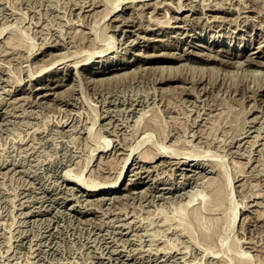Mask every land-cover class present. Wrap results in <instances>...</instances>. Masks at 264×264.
<instances>
[{
	"label": "rangeland",
	"instance_id": "obj_1",
	"mask_svg": "<svg viewBox=\"0 0 264 264\" xmlns=\"http://www.w3.org/2000/svg\"><path fill=\"white\" fill-rule=\"evenodd\" d=\"M96 1L99 3L95 0H0V31L4 30L0 32V264H220V262L221 264H238L235 261H238L243 250V253L248 251L245 254L248 258L252 257L255 262L253 264H257L259 259L261 261L259 260L258 264H264V203H261L264 198V194L263 196L261 194L264 191L261 189H264L262 184L264 183V73L262 72L264 69L262 63L264 62V0H186V3L185 0H180L179 4V0H173L175 2L121 0L122 5L120 3L119 9L115 12L121 14L120 18L125 23H122L123 25L120 21H113L112 15L115 12H109L112 10V5L120 0ZM163 1L167 4L164 5ZM133 2L136 4H130ZM220 2L222 3L219 4ZM161 3L162 6H159ZM131 5L135 7L137 5L136 8L132 6L135 11L137 10V15ZM182 5L184 7H181ZM164 7L168 9V13L165 12ZM176 8L178 11L174 10ZM250 8L253 11L249 10ZM242 9L243 12H240ZM106 11L108 14L103 19ZM149 11L152 12H150L151 16H148ZM144 16L150 17L149 21L152 17L155 20L152 19L149 22ZM246 17L249 22L246 21ZM252 17H255L254 20ZM169 18L173 20L169 22ZM166 20L170 24L169 27ZM138 23L140 26H136ZM125 29L126 31H123ZM136 32L143 36L139 37ZM250 33H253V36ZM82 34L88 37L85 38L87 41H84ZM111 34L117 38L116 41ZM257 35L259 39H256ZM91 37L92 40L89 39ZM8 38L11 39L10 44L7 42L9 47L5 44ZM109 38L115 41L111 42V45L113 44L111 48L114 46L113 50H107L105 54L104 51L100 52L104 54L100 56L97 52L110 45ZM130 41L132 43H129ZM12 42L19 44L14 46ZM214 42L219 45H215ZM256 44L263 45L262 49ZM97 45H101L102 48ZM5 48H8L9 53L4 52ZM216 48L218 50L229 48V50L223 52ZM91 52L97 55L92 54V56ZM136 52H140L139 55L135 54ZM207 52L212 56L213 54L219 56L216 58L215 55L212 57L210 54L212 57L210 58L206 55ZM62 53L66 54L65 57ZM60 54L66 58L65 61L62 56V62H60L61 58L58 61ZM87 55L92 58L89 59ZM80 56H86V58L81 59ZM225 56L231 59V62L227 59L226 61ZM51 57L53 58L50 60ZM77 57L87 65H83L78 60L79 66H77L75 61ZM117 57L119 60L116 62L120 61V57H127L129 61L125 67L127 69L117 70V76L112 75L114 72L116 74V71L104 74L93 73V69ZM241 59L250 61L245 60L243 63ZM54 62L57 64L52 65L55 64ZM183 62L184 65H180ZM63 63L65 66L62 65ZM170 65L174 68L171 69ZM234 65L237 67L235 68ZM50 66L52 69L48 68ZM162 66L163 68H160ZM42 67L46 69L43 68L42 71ZM212 67H216L214 71ZM244 67L247 71L250 67V72H247ZM256 70L257 73H255ZM37 71L40 73L36 74ZM121 72L123 74L118 76ZM177 72L186 78L182 79ZM99 77L103 79L99 80ZM187 80L188 82H185ZM52 82L59 83L60 88L57 86L55 92L47 90L45 92L54 94L41 96L38 87L50 85ZM185 88L187 91L184 90ZM146 123L154 125L149 124L153 126H150V129ZM141 126L144 129L148 127L149 131L147 129V131L144 129L141 131ZM154 127L157 128L156 132ZM144 131L148 132L147 136H151L140 147L139 143L146 137ZM114 132L119 141H113L116 138ZM121 132L123 135L120 134ZM135 132H140V136L143 134L145 137H139V133ZM136 135L139 140L135 137ZM107 141L108 146H105L104 142ZM115 143H117L116 146L118 145V150L114 149ZM125 144L127 147L123 146ZM136 146L138 150L134 149ZM147 146L155 153H152V157L148 158L149 161L142 165L144 170L141 167L142 183L139 187H130L128 178L135 176L130 174L133 172H129L126 182L122 184L125 189L117 188L107 193L95 190L96 186L100 187L108 182V179L114 181L113 179L118 177L115 174L120 172L119 168L122 169L128 153L134 149L132 156L136 155L141 149H149ZM108 150L112 155H109ZM157 150L162 151V155ZM122 151L128 153L124 154ZM119 155H123L122 158ZM101 157L102 161L97 162V159ZM172 160H175V168ZM178 160L186 163L181 164ZM158 162L164 163V166L161 163L162 166L158 165ZM128 163L129 161L127 165ZM144 167H147L146 170ZM223 170L227 173L226 179L224 178L226 175L223 176ZM200 172L204 173V177ZM198 174L202 175L203 180L206 178L215 180L217 177L220 178L216 181L230 179L231 200L228 198V203L224 201L221 205L218 204L219 207L214 206L219 211L213 207L217 211L212 210L215 211L212 212L213 219H210L212 213H206L209 211L202 206L198 208V212L192 210L207 196V193L204 196L197 194L206 184V181H203L202 186L200 185L202 179L200 180ZM219 174H222L223 179ZM104 177H107L105 182ZM194 177L199 178L200 181ZM92 179H95L94 183L91 182ZM177 181L180 183L178 184ZM90 182L92 186H89ZM96 182L98 185H95ZM93 187L96 188L93 189ZM196 189L199 190L196 191ZM191 191H196L195 195H192L194 193ZM252 193L255 195L252 196ZM187 201L189 203L185 204ZM249 201H254V205ZM234 204L237 207L242 205V208L245 206L243 209L238 207L233 224L230 226L227 216L230 207ZM185 205V213L189 215L193 233L191 230V232L184 230L180 225L183 222L180 210ZM257 205H260L259 208ZM260 208V214L263 213V217L259 215ZM215 216L216 219H214ZM254 217L259 219L256 220ZM216 220H220L219 223ZM213 222L221 225L216 224L217 227ZM176 223L181 228H177ZM212 225L219 231L215 233L214 231L218 229L213 230ZM208 229L215 234L213 236L212 233L213 239L210 237L211 241L207 242L205 236ZM181 232H183L182 235ZM212 240L215 244L211 243ZM248 241L251 243L249 244ZM258 241L263 244L258 245ZM206 242L210 245L208 249L209 245ZM220 242H225L222 248H220ZM251 245L256 246L251 247ZM161 246L169 247L163 249ZM232 248H238L241 254L236 249V253H239L237 255ZM170 250L171 252L168 253ZM257 251L262 252L261 256ZM254 252L257 253V257ZM248 254L252 256L249 257ZM221 260L224 262L222 263ZM230 261L232 262L228 263Z\"/></svg>",
	"mask_w": 264,
	"mask_h": 264
},
{
	"label": "bare ground",
	"instance_id": "obj_2",
	"mask_svg": "<svg viewBox=\"0 0 264 264\" xmlns=\"http://www.w3.org/2000/svg\"><path fill=\"white\" fill-rule=\"evenodd\" d=\"M93 1H94V0H93ZM117 1H118V0H117ZM126 1H127V0H126ZM136 1H137V0H136ZM171 1H173V0H170V2H171ZM176 1H177V0H176ZM208 1H209V0H208ZM208 1H207V2H208ZM95 2H98V1L95 0ZM127 2H129V0H128ZM131 2H132V1H131ZM142 2H144V1H142ZM146 2H147V1H146ZM146 2H145V3H146ZM148 2H149V1H148ZM156 2H157V1H155V3H156ZM159 2H160V1H159ZM163 2H164V5H165V3H166V2H169V0L166 1V2H165V1H163ZM173 2H175V1H173ZM188 2H189V1H188ZM192 2H193V1H192ZM207 2H206V3H207ZM218 2H219V1H218ZM98 3H99V2H98ZM100 3H101V1H100ZM120 3H121V0L118 1L115 5H112V6H113V7H112V10H110V11L108 10V11H109V12H115L117 9H119L118 6H120V5H119ZM122 3H123V1H122ZM122 3H121V5H122ZM140 3H141V2H140ZM152 3H154V2H152ZM179 3H180V0H179L178 4H179ZM185 3H186V0H185ZM193 3H194V2H193ZM193 3H192V5H193ZM221 3H222V2H220L219 4H221ZM227 3H229V2H227ZM231 3H232V2H231ZM233 3H234V2H233ZM90 4H91V3H90ZM93 4H94V3H93ZM93 4H92V6H93ZM130 4H136V3L133 2V3H130ZM130 4H128V5L130 6ZM141 4H142V3H141ZM141 4H140V5H141ZM146 4L149 5L148 3H146ZM146 4H145V5H146ZM166 4H167V3H166ZM171 4L174 5L173 3H171ZM171 4H170V5H171ZM198 4H199V3H198ZM201 4H202V3H201ZM207 4H208V3H207ZM207 4H206V6H207ZM214 4H215V3H214ZM214 4H213V5H214ZM95 5H98V4L95 3ZM95 5H94V6H95ZM140 5H138V7H139ZM164 5H163V6H164ZM168 5H169V4H168ZM186 5H187V4H186ZM186 5H185V6H186ZM190 5H191V4H190ZM216 5H217V7H219L218 4H216ZM216 5H215V6H216ZM245 5H246V4H245ZM132 6L135 7V5H131V7H132ZM152 6H153V5H152ZM159 6H162V3H161V5H159ZM174 6H175V5H174ZM196 6H197V5H196ZM202 6H203V4H202ZM221 6H222V5H221ZM225 6H226V5H225ZM227 6H228V5H227ZM229 6H231V5H229ZM233 6H234V4H233ZM243 6H244V5H243ZM246 6H247V5H246ZM248 6H249V5H248ZM90 7H91V6H90ZM123 7H124V6H123ZM125 7H126V5H125ZM136 7H137V5H136ZM136 7H135V8H136ZM145 7H147V6H145ZM153 7H154V6H153ZM181 7H184V6L182 5ZM190 7H191V6H190ZM193 7H195V6H193ZM199 7H201V6H199ZM212 7H214V6H212ZM212 7H211V8H212ZM217 7H216V9H217ZM222 7H223V6H222ZM231 7H232V6H231ZM132 8H133V7H132ZM158 8H159V7H158ZM168 8H169V7H168ZM171 8H172V6H171ZM171 8H169V9L171 10ZM178 8L180 9V6H178ZM208 8H210V7H208ZM233 8H234V7H233ZM236 8H237V5H236ZM236 8H235V10H237ZM241 8H244V7H241ZM251 8H252V7H251ZM251 8H250L249 10H252ZM120 9H121V8H120ZM139 9H140V7H139ZM141 9H143L142 6H141ZM152 9H153V8H152ZM155 9L157 10V8H155ZM164 9L166 10L165 7H164ZM164 9H163V10H164ZM176 9H177V8H176ZM176 9H174V10H175V11H178V9H177V10H176ZM185 9H186V7H185ZM214 9H215V8H213V10H214ZM229 9H231V8H229ZM87 10H88V9H87ZM92 10H93V9H92ZM94 10H95V9H94ZM121 10H122V9H121ZM129 10H130V9H129ZM133 10H134V8H133ZM144 10H145V9H144ZM167 10H168V9H167ZM167 10H166L165 12H167ZM172 10H173V9H172ZM180 10H181V9H180ZM186 10H187V9H186ZM188 10H189V9H188ZM202 10H203V7H202ZM223 10H224V9H223ZM238 10H239V9H238ZM246 10H247V9H246ZM246 10H245V12H246ZM108 11L105 12L106 14L104 13L105 16L102 17L103 19H105L104 17H106V15L108 14ZM134 11H135V10H134ZM136 11H137V10H136ZM136 11H135V12H136ZM151 11H153V10H151ZM151 11H149V15H148V16H151V15H150V12H151ZM159 11H160V10H159ZM161 11H162V10H161ZM161 11H160V12H161ZM203 11H204V10H203ZM220 11H221V10H220ZM233 11H234V10H233ZM241 11L243 12V9L240 10V12H241ZM252 11H253V10H252ZM122 12H123V11H122ZM127 12H128V11H127ZM127 12H126V13H127ZM130 12H131V11H130ZM147 12H148V10H147ZM162 12H163V11H162ZM168 12H169V11H168ZM168 12H167V13H168ZM206 12H207V11H206ZM234 12H235V11H234ZM254 12H255V10H254ZM141 13H143V12H141ZM145 13H146V12H145ZM151 13H152V12H151ZM157 13H158V12H157ZM189 13H190V11H189ZM192 13H193V12H192ZM201 13H202V11H201ZM203 13H204V12H203ZM218 13H219V12H218ZM228 13H229V12H228ZM235 13H236V12H235ZM238 13H239V12H238ZM238 13H237V14H238ZM256 13H258V12H256ZM109 14H110V13H109ZM111 14H112V13H111ZM132 14H133V13H132ZM135 14L137 15V12H136ZM185 14H187V13H185ZM208 14H209V13H208ZM214 14H216V13H214ZM221 14H222V13H221ZM237 14H236V15H237ZM239 14H240V13H239ZM259 14H260V13H259ZM259 14H258V15H259ZM120 15H121V14H120ZM120 15H119L118 13H116V12L113 13V15H112V16H113V17H112L113 21H120L121 24L124 23V21H122V19L120 18ZM125 15H126V14H125ZM128 15H130V14H128ZM139 15H141V14H139ZM173 15H174V14H173ZM173 15H172V16H173ZM189 15H190V14H189ZM200 15H201V14H200ZM211 15H212V14H211ZM216 15H217V14H216ZM246 15H247V14H246ZM248 15H249V14H248ZM248 15H247V16H248ZM122 16H124V15H122ZM152 16H153V15H152ZM154 16H156V15H154ZM174 16H175V15H174ZM197 16H198V13H197ZM197 16H196V17H197ZM201 16H202V15H201ZM203 16L205 17V14H204ZM217 16H218V15H217ZM223 16H224V14H223ZM223 16H222V17H223ZM225 16H226V14H225ZM227 16H228V15H227ZM243 16H245V14H243ZM249 16H250V15H249ZM255 16H257V15H255ZM127 17H128V16H126V18H127ZM133 17H134V16H133ZM141 17H142V16H141ZM144 17H145V16H144ZM168 17H169V15H168ZM176 17H177V16H176ZM184 17H186V16H184ZM189 17H190V16H189ZM204 17H203V18H204ZM206 17L208 18V16H206ZM210 17H211V16H210ZM219 17H220V16H219ZM234 17H235V19H236V16H234ZM238 17H239V16H238ZM108 18H109V17H108ZM135 18H136V17H135ZM145 18H147L148 21H149V19H150V17H147V16H146ZM148 18H149V19H148ZM172 18H173V17H172ZM172 18H171V19L169 18V19H170L169 22H171V21L173 20ZM178 18H179V17H178ZM178 18H177V19H178ZM180 18H181V17H180ZM199 18H200V17H199ZM212 18H213V20H214V17H212ZM229 18H230V16H229ZM231 18H232V17H231ZM240 18H241V17H240ZM252 18H253L252 20H254L255 17H252ZM261 18H262V17H261ZM124 19H125V18H124ZM129 19H130V17H129ZM131 19H132V18H131ZM139 19H140V18H139ZM143 19H144V18H143ZM152 19H153V17H152ZM152 19H151V20H152ZM169 19H167V20H169ZM208 19H210V18H208ZM215 19H217V18H215ZM221 19H222V18H221ZM237 19H238V18H237ZM245 19H246V21H248V20H247V17H246ZM256 19H257V18H256ZM256 19H255V21H256ZM126 20H128V19H126ZM151 20H150L149 22H151ZM153 20H155V19H153ZM167 20H166V22H167ZM183 20H184V19H183ZM217 20H218V19H217ZM217 20H216V21H217ZM224 20H225V19H224ZM226 20H227V19H226ZM232 20H233V19H232ZM133 21H135V20H133ZM177 21H179V20H177ZM218 21H220V19H219ZM222 21H223V20H222ZM222 21H221V22H222ZM258 21H259V20H258ZM261 21H262V19H261ZM107 22H108V21H107ZM110 22H111V21H110ZM142 22H143V21H142ZM145 22H147V21L145 20ZM179 22H180V21H179ZM181 22H182V21H181ZM226 22H228V21H226ZM229 22H230V24H232L231 21H229ZM248 22H249V21H248ZM256 22H257V21H256ZM112 23H113V22H112ZM129 23H130V22H129ZM132 23H133V22H132ZM167 23H168V22H167ZM219 23H220V22H219ZM233 23H234V22H233ZM244 23H245V22H244ZM246 23H247V22H246ZM259 23H260V22H259ZM109 24H110V23H108V25H109ZM119 24H120V23H119ZM124 24H125V23H124ZM130 24H131V23H130ZM144 24H145L146 26H148L146 23H144ZM148 24H149V23H148ZM156 24H157V23H156ZM168 24H169V23H168ZM186 24H188V23H186ZM262 24H263V23H262ZM262 24H261V25H262ZM108 25H107V26H108ZM111 25H112V24H111ZM114 25H115V24H114ZM117 25H118V24H117ZM122 25H123V24H122ZM152 25H153V24H152ZM263 25H264V24H263ZM263 25H262V27H263ZM134 26H135V24H134ZM136 26H140L139 23H138V25H136ZM167 26L169 27L170 24L167 25ZM174 26H177V25H174ZM110 27H111V26L109 25V28H110ZM115 27H116V26H115ZM122 27H123V26H122ZM122 27H121V28H122ZM163 27H164V25H163ZM180 27H181V25H180ZM185 27H186V25H185ZM124 28H125V27H124ZM128 28H129V27H128ZM128 28H127V29H128ZM135 28H136V27H135ZM142 28H144V27H142ZM148 28H149V27H148ZM151 28H152V27H151ZM151 28H150V29H151ZM153 28H154V27H153ZM155 28H156V27H155ZM158 28H159V27H158ZM258 28H259V27H258ZM113 29H114V28H113ZM119 29H120V27H119ZM145 29H146V27H145ZM174 29H175V28H174ZM185 29L187 30V27H186ZM262 29H263V28H262ZM116 30H117V29H116ZM134 30H135V29H134ZM139 30H140V29H139ZM147 30H148V29H147ZM186 30H185V32H186ZM244 30H245V29H244ZM1 31H4V30L2 29ZM1 31H0V32H1ZM117 31H118V30H117ZM119 31H120V30H119ZM123 31H126V29L123 30ZM175 31H176V30H175ZM183 31H184V30H183ZM187 31H188V30H187ZM132 32H133V31H132ZM1 33H2V32H1ZM117 33H118V32H117ZM123 33H124V32H123ZM125 33H126V32H125ZM136 33H137V32H136ZM144 33H145V32H144ZM156 33H157V32H156ZM156 33H155V34H156ZM186 33H187V32H186ZM87 34H88V33H87ZM130 34H131V33H130ZM137 34H138V33H137ZM137 34H135V35H137ZM145 34H146V33H145ZM155 34H154V35H155ZM158 34H159V32H158ZM179 34H181V33H179ZM183 34H185V33H183ZM187 34H188V33H187ZM245 34H246V33H245ZM247 34H248V33H247ZM250 34H251V33H250ZM252 34H253V33H252ZM252 34H251V35H252ZM85 35H86V34H85ZM88 35H89V34H88ZM88 35H87V36H88ZM111 35H112V34H111ZM111 35H110V36H111ZM124 35H125V34H124ZM135 35H134V36H135ZM141 35H142V34H141ZM141 35L138 34L139 37H140ZM152 35H153V34H152ZM188 35H189V34H188ZM188 35H187V36H188ZM220 35H221V34H220ZM259 35H260V34H259ZM82 36H83V34H82ZM90 36H91V35H90ZM112 36H114V35H112ZM112 36H111V37H112ZM130 36H131V35H130ZM142 36H143V35H142ZM144 36H145V35H144ZM163 36H164V35H163ZM165 36H167V35H165ZM221 36H222V35H221ZM236 36H237V35H236ZM240 36H241V35H240ZM240 36H239V37H240ZM252 36H253V35H252ZM257 36H258V35H257ZM263 36H264V34H263ZM83 37H84V38H83ZM83 37H81V38H83V39H85V38L87 39V38H88V37H86V36H83ZM114 37H115V36H114ZM114 37H112V38H114ZM119 37H120V36H119ZM122 37H123V36H122ZM127 37H128V36H127ZM145 37H146V36H145ZM180 37H181V39H183L181 35H180ZM183 37H184V36H183ZM228 37H229V35H228ZM237 37H238V36H237ZM241 37H242V36H241ZM241 37H240V38H241ZM9 38H10V37H9ZM9 38H8V39H9ZM115 38H116V37H115ZM146 38H148V37H146ZM151 38H152V37H151ZM154 38H155V36H154ZM157 38H158V37H157ZM188 38H189V37H188ZM242 38H243V37H242ZM252 38H253V37H252ZM86 39H85L84 41H87ZM89 39L92 40V37L89 38ZM89 39H88V40H89ZM109 39H110V38H109ZM118 39H119V38H118ZM124 39H125V38H124ZM132 39H133V37H132ZM134 39H135V37H134ZM136 39H138V38H136ZM142 39H143V38H142ZM142 39H141V40H142ZM159 39L162 40L161 38H159ZM189 39H190V38H189ZM189 39H188V41H189ZM197 39H198V38H197ZM201 39H202V38H201ZM229 39H230V38H229ZM243 39H244V38H243ZM243 39H241V40H243ZM248 39H249V38H248ZM250 39H251V36H250ZM250 39H249V40H250ZM256 39H259V36H258ZM260 39H261V38H260ZM6 40H7V39H6ZM10 40H11V39H9V40H7V41L5 42V44H7V47H9L8 43L10 44ZM116 40H117V38L115 39V41H116ZM121 40H122V39H121ZM146 40H147V39H146ZM148 40H149V39H148ZM151 40H152V39H151ZM157 40H158V39H157ZM190 40H191V39H190ZM241 40H240V41H241ZM251 40H252V39H251ZM251 40H250V41H251ZM262 40H263V38H262ZM14 41L16 42V40H14ZM14 41H13V42H14ZM53 41H54V40H53ZM57 41H58V40H57ZM84 41H83V42H84ZM112 41H113V40H112ZM112 41H111V39H110V45H107L106 48L104 47V48H103L104 50L101 49V50H102V51H101V50L99 49V47H98V49L100 50L99 52H97V50H96L97 48L94 49V50H95L98 54H99L100 52L103 53V51H104V54H105V52H106L107 50H108V51H109L110 49L113 50L112 48H113L114 46L111 48V46L113 45V44L111 45V42H112ZM115 41H113V42H115ZM119 41H120V40H119ZM119 41H118V42H119ZM124 41H125V40H124ZM135 41H136V40H135ZM162 41L164 42V40H162ZM196 41H197V40H196ZM218 41H219V40H218ZM7 42H8V43H7ZM13 42H12V43H13ZM55 42H56V41H55ZM107 42H108V41H107ZM113 42H112V43H113ZM133 42H134V41H133ZM136 42H137V41H136ZM139 42H140V41H139ZM154 42H155V41H154ZM163 42H162V43H163ZM181 42H182V41H181ZM192 42H193V41H192ZM260 42H261V41H260ZM17 43H18V42H17ZM17 43H16V44H17ZM56 43H57V42H56ZM59 43L61 44L62 42H59ZM122 43H123V41H122ZM129 43H132V42L130 41ZM137 43H138V42H137ZM148 43H149V42H148ZM159 43L161 44V42H159ZM190 43H191V42H190ZM214 43H215V42H214ZM230 43H231V42H230ZM242 43H243V42H242ZM253 43H254V42H253ZM258 43H259V42H258ZM13 44H14V46H16L15 43H13ZM18 44H19V43H18ZM50 44L52 45L53 43H50ZM107 44H108V43H107ZM120 44H121V42H120ZM134 44H136V43H134ZM146 44H147V43H146ZM150 44H151V43H150ZM152 44H153V42H152ZM156 44H157V43H156ZM192 44H193V43H192ZM192 44H191V45H192ZM203 44H204V43H203ZM228 44H229V43H228ZM231 44H232V43H231ZM261 44H262V42H261ZM261 44H260V45H261ZM263 44H264V43H263ZM126 45H127V43H126ZM130 45H132V44H130ZM137 45H138V44H137ZM140 45H141V44H140ZM147 45H148V44H147ZM187 45H189V44H187ZM193 45H194V44H193ZM196 45H197V44H196ZM198 45H199V44H198ZM208 45H209V44H208ZM215 45H219V44H218V43H215ZM256 45H258V44H256ZM5 46H6V45H5ZM53 46H54V45H53ZM86 46H87V45H86ZM97 46H101V45H97ZM97 46H96V47H97ZM120 46H121V45H120ZM128 46H129V45H128ZM149 46H150V45H149ZM205 46H206V45H204V47H205ZM237 46H238V45H237ZM239 46L241 47L240 44H239ZM239 46H238V47H239ZM258 46H259V45H258ZM261 46H263V45H261ZM261 46H259V47L261 48ZM12 47H13V45H12ZM57 47L59 48V46H57ZM83 47H84V46H83ZM93 47H95V45H94ZM124 47H126V46H124ZM129 47H131V46H129ZM129 47H128V49H129ZM143 47H144V46H143ZM154 47H155V46H154ZM201 47H202V44H201ZM206 47H207V46H206ZM216 47H217V46H216ZM249 47H251V46H249ZM259 47H258V49H259ZM10 48H11V47H10ZM13 48H14V47H13ZM101 48H102V46H101ZM122 48H123V47H122ZM139 48H140V47H139ZM198 48H199V46H198ZM208 48H209V47H208ZM210 48H211V47H210ZM218 48H219V47H218ZM218 48H216V49L218 50ZM243 48H244V47H243ZM255 48H257V47L255 46ZM7 49H8V48H7ZM7 49H6V48H5V50L3 49L4 52H6ZM46 49H47V48H46ZM120 49H121V48H120ZM120 49H119V50H120ZM135 49H136V48H135ZM186 49H187V48H186ZM212 49H215V48L212 47ZM212 49H211V50H212ZM240 49H241V48H240ZM248 49H249V48H248ZM261 49H262V48H261ZM49 50H50V49H49ZM52 50H53V49H52ZM83 50H84V49H83ZM94 50H93V51H94ZM124 50H125V49H124ZM208 50H209V49H208ZM219 50H221V51L224 52V51H226V50H229V48H227V49L220 48ZM219 50H218V51H219ZM249 50H250V49H249ZM95 51H94V52H95ZM190 51H191V50H190ZM190 51H188V53H189ZM255 51H256V50H255ZM7 52H8V51H7ZM68 52L71 53V51H68ZM125 52H126V51H125ZM210 52L212 53V51H210ZM251 52H253V50H251ZM251 52H250V53H251ZM8 53H9V52H8ZM102 53H100V56H101ZM106 53H107V52H106ZM110 53H111V52H110ZM133 53H134V52H133ZM137 53H138V52H136L135 54H137ZM139 53H140V52H139ZM139 53H138V55H139ZM186 53H187V52H186ZM191 53H192V52H191ZM204 53H205V52H204ZM204 53H203V54H204ZM211 53H210V54H211ZM217 53H218V52H217ZM232 53H234V52H232ZM242 53H243V52H242ZM256 53H257V52H256ZM5 54H6V53H5ZM62 54H63V53H62ZM62 54H60L59 59L57 58L58 61L60 60L61 56H62V58H63V55H64V54H63V55H62ZM88 54H89V53H88ZM92 54H94V53L91 52V55H92ZM104 54H102V55H104ZM184 54H185V53H184ZM189 54H190V53H189ZM199 54H200V53H199ZM210 54H208V52H207L206 55H209L208 57H210ZM246 54H247V53H246ZM65 55H66V54H65ZM65 55H64V57H65ZM71 55L73 56V53H72ZM71 55H70V56H71ZM94 55H97V54L95 53ZM174 55H175V54H174ZM174 55H172V57H175ZM178 55H180V54H178ZM194 55H196V54H194ZM197 55H198V54H197ZM201 55H202V54H201ZM214 55H215V54H213V56H214ZM222 55H223V53H222ZM225 55H226V54H225ZM233 55H234V54H233ZM240 55H241V54H239V56H240ZM6 56H7V55H6ZM57 56H59V55H57ZM67 56H68V53H67ZM67 56H66V57H67ZM92 56H93V55H92ZM92 56H91V58H92ZM122 56H123V55H122ZM167 56H168V55H167ZM176 56H177V54H176ZM189 56H190V55H189ZM211 56H212V54H211ZM213 56H212V57H213ZM218 56H219V55H218ZM218 56L215 55L214 57L217 58ZM236 56H237V55H236ZM53 57H54V56H53ZM53 57H51L50 60H51ZM75 57H76V56H75ZM80 57H81V56H80ZM82 57H84V56H82ZM82 57H81V59H82ZM87 57H88V55H87ZM94 57H95V56H94ZM105 57H106V56H105ZM107 57H108V56H107ZM115 57H116V56H115ZM118 57H119V56H118ZM118 57H117V59H116V58H114V59L112 58L113 60H112V61L110 60V62H107V63L101 64V66H100L99 68L96 67L95 70L93 69V73H96V74H104V73H109V72H114V71H116V74H115V72H114V74H112V75H116V76H117V72H118L117 70L123 69V68L127 67V65L129 64V61H127V60H128L127 57H126V58H125V57H122V58L120 57V61H119V62H116L117 60H119ZM169 57H171V56H169ZM178 57H179V56H178ZM200 57H201V56H200ZM202 57H203V56H202ZM202 57H201V58H202ZM206 57H207V56H206ZM212 57H210V58H212ZM229 57H230V55H229ZM253 57H254V56H252V58H253ZM62 58H61L60 62H62ZM84 58H86V56H85ZM88 58H89V57H88ZM88 58H87V59H88ZM91 58H89V59H91ZM132 58H133V57H132ZM145 58H146V57H145ZM180 58H182V57H180ZM197 58H198V57H197ZM204 58H205V57H204ZM204 58H203V59H204ZM230 58H231V57H230ZM235 58H236V57H235ZM238 58H239V57H238ZM238 58H237V59H238ZM242 58H243V57H242ZM246 58H249V56H246ZM252 58H251V59H252ZM55 59H56V58H55ZM64 59H66V58H63V60H64ZM81 59H78V57H77L76 60H75V59H73V60H75V61H76V64H77V61H78V60L81 61ZM89 59H88V60H89ZM134 59H135V58H134ZM164 59H165V58H164ZM175 59H177V58L175 57ZM178 59H179V58H178ZM189 59H190V57H189ZM214 59H215V58H214ZM218 59H219V58H218ZM221 59H223V58H221ZM224 59H225V60L227 59L226 56L224 57ZM69 60H70V59H69ZM88 60H87V61H88ZM100 60H101V59H100ZM104 60H108V59H104ZM137 60H138V59H137ZM183 60H184V59H183ZM204 60H205V59H204ZM209 60H210V59H209ZM216 60H217V59H216ZM216 60H215V61H216ZM225 60H224V61H225ZM227 60H229V62H231V61H230L231 59H227ZM227 60H226V61H227ZM238 60H239V59H238ZM245 60H246V59H244V61H243V60L241 59V62L243 61V63H244ZM252 60H254V58H253ZM252 60H251V61H252ZM53 61H54V59H53ZM64 61H65V60H64ZM83 61H84V60H83ZM85 61H86V59H85ZM92 61H93V60H92ZM142 61H143V60H142ZM185 61H186V59H185ZM195 61H196V60H195ZM199 61H200V60H199ZM201 61H202V59H201ZM221 61H222V60H221ZM249 61H250L249 59L246 60V62H249ZM257 61H258V60H257ZM261 61H262V60H261ZM261 61H259V62H261ZM50 62H51V61H50ZM56 62H57V60H56ZM56 62H54L55 64H52V65H56V64H57ZM67 62H68V61H67ZM70 62H71V61H70ZM88 62H89V61H88ZM130 62H131V60H130ZM135 62H136V61H135ZM140 62H141V61H140ZM207 62H208V61H207ZM232 62H233V61H232ZM236 62H238V61L236 60ZM252 62H254V61H252ZM46 63H48V62L46 61ZM52 63H53V62H52ZM58 63H59V62H58ZM68 63H69V62H68ZM68 63H67V64H68ZM73 63H74V61H73ZM81 63H83V62L81 61ZM137 63H139V62H137ZM145 63H146V61H145ZM203 63H204V62H203ZM210 63H211V61H210ZM213 63H214V62H213ZM216 63H217V62H216ZM219 63H220V62H219ZM225 63H226V62H225ZM238 63H240V62H238ZM255 63H256V62H255ZM255 63H254V64H255ZM262 63L264 64V62H262ZM71 64H72V63H71ZM71 64H70V66H71ZM74 64H75V63H74ZM74 64H72V65H74ZM185 64H186V63H185ZM226 64H227V63H226ZM240 64H241V63H240ZM258 64H260V63H258ZM50 65H51V63H50ZM62 65H64V63H63ZM68 65H69V64H68ZM83 65H87L86 62L83 63ZM83 65H82V67H83ZM141 65H142V64H141ZM143 65H144V63H143ZM180 65H184V62H183V63H180ZM222 65H223V64H222ZM222 65H221V66H222ZM238 65H239V64H238ZM246 65H247V64H246ZM261 65H262V64H261ZM43 66H44V64H43ZM48 66H49V64H48ZM64 66H65V65H64ZM77 66H79V65L77 64ZM136 66H137V65H136ZM160 66H161V65H160ZM170 66H171V65H170ZM170 66H168V68H170ZM186 66H187V65H186ZM204 66H205V65H204ZM206 66H207V65H206ZM206 66H205V67H206ZM234 66H235V65H234ZM243 66H244V65H243ZM255 66H256V65H255ZM258 66H259V65H258ZM45 67H46V66H45ZM45 67H42V71H43V68H45ZM73 67H75V66H73ZM84 67H85V66H84ZM140 67H141V66H140ZM158 67H159V66H158ZM166 67H167V66H166ZM166 67H164V68H166ZM172 67L174 68V66H171V69H172ZM207 67H208V66H207ZM236 67H237V65L235 66V68H236ZM250 67H251V66H250ZM250 67H249V68H250ZM48 68L52 69L51 66L48 67ZM66 68H67V67H66ZM160 68H163V66L160 67ZM168 68H166V69H168ZM212 68H213V67H212ZM212 68H211V69H212ZM214 68H216V67H214ZM214 68H213V71L215 70ZM217 68H218V67H217ZM227 68H229V67H227ZM240 68H241V67H240ZM242 68H243V67H242ZM244 68H245L246 71H247V68H246V67H244ZM249 68H248V71H249ZM251 68H252V67H251ZM261 68H262V67H261ZM261 68H260V70H261ZM40 69H41V67H40ZM45 69H46V68H45ZM50 69H49V70H50ZM55 69H56V68H55ZM57 69H58V68H57ZM64 69H65V68H64ZM84 69H85V68H84ZM125 69H127V68H125ZM186 69H187V67H186ZM197 69H199V68L197 67ZM200 69H201V68H200ZM219 69H220V65H219ZM237 69H238V68H237ZM257 69H259V68H257ZM38 70H39V69H38ZM47 70H48V69H47ZM49 70H48V71H49ZM123 70H124V69H123ZM223 70H224V69H223ZM253 70L255 71L254 68H253ZM50 71H51V70H50ZM53 71H54V70H52V72H53ZM248 71H247V72H248ZM38 72H39V71H37L36 74H38ZM40 72H41V70H40ZM40 72H39V73H40ZM125 72H126V71H125ZM125 72H124V74H125ZM225 72H226V71H225ZM242 72H243V70H242ZM249 72H250V71H249ZM262 72L264 73V69H263ZM126 73H127V72H126ZM177 73H178V72H177ZM244 73H245V71H244ZM251 73H252V70H251ZM255 73H257V70H256ZM258 73H259V70H258ZM263 73H262V74H263ZM43 74H44V73H43ZM119 74L121 75V74H123V73H122V72H121V73H118V76H119ZM170 74H171V73H170ZM33 75H35V74H33ZM39 75H40V74H39ZM50 75H51V74H50ZM50 75H49V77H50ZM178 75H181L182 79H183V77L186 78V76H183V74H181V73H180V74L178 73ZM35 76H37V75H35ZM94 76H95V75H94ZM102 76H103V75H102ZM116 76H115V77H116ZM168 76H172V75H168ZM168 76H167V77H168ZM194 76H196V75H194ZM219 76H220V75H219ZM32 77H33V76H31V78H32ZM37 77H38V76H37ZM49 77H48V78H49ZM96 77H97V76H96ZM106 77H108V76L106 75ZM113 77H114V76H113ZM167 77H166V79H169V78L171 79V77H169V78H167ZM176 77H178V76H176ZM176 77H175V78H176ZM187 77H188V76H187ZM192 77H193V76H191V78H192ZM199 77H200V76H199ZM109 78H110V77H109ZM162 78H163V77H162ZM162 78H161V79H162ZM179 78H180V77H179ZM191 78H190V79H191ZM200 78H202V77H200ZM216 78H217V77H216ZM36 79H37V78H36ZM39 79H40V77H39ZM57 79H58V78H57ZM63 79H64V78H63ZM65 79H66V78H65ZM100 79H103V77H101V78L99 77V80H100ZM104 79H105V78H104ZM172 79H174V78L172 77ZM190 79H189V80H190ZM192 79H193V78H192ZM195 79H196V78H195ZM202 79H203V78H202ZM30 80H32V79H30ZM37 80H38V79H37ZM40 80H41V79H40ZM52 80H53V79H52ZM55 80H56V79H55ZM60 80H61V79H60ZM60 80H59V81H60ZM164 80H165V79H164ZM179 80H181V79H179ZM193 80H194V79H193ZM198 80H200V79H198ZM45 81H47V80H45ZM162 81H163V80H162ZM219 81H220V80H219ZM37 82L39 83V81H37ZM57 82H58V81H57ZM57 82H52V83H50V85H44V86L38 87V92H41V96H46V95L48 96V94H50V93H52V92H45V91H47V90H54V92H55V91H56L55 89H56V87H57L58 84H59V83H57ZM185 82H188V80L185 81ZM200 82H202V81H200ZM32 83H33V82H32ZM61 83H62V80H61ZM195 83H196V80H195ZM48 84H49V83H48ZM64 84H65V83H64ZM32 85H33V84H32ZM40 85H41V84H40ZM60 85H61V84H60ZM37 86H38V85H37ZM34 87H35V86H33V88H34ZM58 87H59V86H58ZM184 87H186V86H184ZM59 88H60V87H59ZM186 88H187V87H186ZM186 88L184 89L185 91H187ZM261 89H262V88H261ZM36 90H37V89H36ZM246 90H247V89H246ZM259 90H260V89H259ZM33 91H34V90H33ZM248 91H249V90H248ZM250 91H251V90H250ZM36 92H37V91H36ZM57 92L59 93V91H57ZM58 93H55V94H58ZM260 93H261V92H260ZM260 93H259V94H260ZM52 94H54V93H52ZM257 94H258V93H257ZM36 95H37V94H36ZM261 95H262V94H261ZM38 96H39V94H38ZM38 96H37V97H38ZM55 98H56V97H55ZM57 98H58V97H57ZM52 99H53V98H52ZM40 100H41V98H40ZM40 100H39V101H40ZM47 100H48V99H47ZM53 100H54V99H53ZM147 119H149V118H147ZM149 120H150V119H149ZM147 121H148V120H147ZM147 121H146V122H147ZM148 122H149V121H148ZM107 123H108V122H107ZM146 124H147V123H146ZM149 124H151V123H148L146 126H149V127H150L153 123H152L151 125H149ZM153 125H154V124H153ZM115 127L117 128L116 125H115ZM141 127H142V126H141ZM144 127H145V125H144ZM151 127H153V126H151ZM151 127H150V129H151ZM118 129H119V128H118ZM139 129H140V127H139ZM143 129H144V128L142 127V130H141V131H143ZM146 129L149 131L148 127H147ZM146 129H144V130H146ZM154 129H155V127H154ZM154 129H153V130H154ZM156 129H157V128H156ZM156 129H155V132H156ZM137 130H138V128H137ZM147 130H146V131H147ZM112 131H113V130H112ZM139 131H140V130H139ZM110 132H111V131H110ZM110 132H109V133H110ZM115 132H117V131H115ZM115 132H114V135L116 136V133H115ZM122 132H123V131H122ZM122 132L120 133L121 135H123ZM144 132H145V131H144ZM247 132H248V131H247ZM111 133H112V132H111ZM111 133H110V134H111ZM135 133H136V132H135ZM137 133H139V137H141V136H142V137H145V136H143V134L140 136V132H137ZM137 133H136V134H137ZM147 133H148V132H147ZM147 133L145 132L146 137H145L144 139L141 138V139H142L141 142L139 141V142H140L139 144H141V145H139V144H138V145H139L140 147L143 145V144H142L143 142L145 143L146 140L150 139L149 137H150L151 135L147 136ZM112 134H113V133H112ZM118 134H119V133H118ZM243 134H244V133H243ZM248 134H249V133H248ZM248 134H247V135H248ZM134 135H135V134H134ZM245 135H246V134H245ZM110 136H111V135H110ZM112 136H113V135H112ZM241 136H243V135L241 134ZM241 136L239 137V139L241 138ZM248 136H249V135H248ZM117 137H118V136H116V138L113 139V141H114V140H117V139H118ZM135 137L137 138V135H136ZM139 137H138V138H139ZM120 138H121V137H120ZM138 138H137V140H139ZM242 138H243V137H242ZM239 139H238V140H239ZM119 140H120V139H119ZM119 140H117V141H119ZM244 140H246V139H244ZM244 140H243V142H244ZM108 141H109V140H108ZM108 141H107L106 143L104 142L105 146H108V145H107V144H108ZM120 142H121V141H120ZM120 142H119V143H120ZM135 142H138V141H135ZM146 142H147V141H146ZM111 143H112V141H111ZM240 143L243 144L242 142H240ZM116 144H117V143L114 144V149H115V150H118V147H117L118 145L116 146ZM123 144H124V143H123ZM148 144H149V142H148ZM148 144L146 143V145H148ZM238 144H239V143H238ZM238 144H237V145H238ZM241 144H240V145H241ZM146 145H145V146H146ZM102 146H103V145H102ZM102 146H101V147H102ZM123 146H126V147H127L126 144L123 145ZM128 146H129V145H128ZM145 146H144V147H145ZM150 146H151V145H150ZM109 147H110V146H109ZM109 147H108V148H109ZM136 147H137V149H136ZM136 147H134V149H135V150H138V146H136ZM140 147H139V148H140ZM144 147H143V148H144ZM147 147H149V146H147ZM152 147H153V146H152ZM154 147H155V146H154ZM154 147H153V148H154ZM106 148H107V147H106ZM106 148H105V150H106ZM103 149H104V147H103ZM114 149H113V150H114ZM132 149H133V147H132ZM134 149L132 150V152H130V150H131V149H130V150H129L130 153L127 152V153H128V156H127V159L124 158V159H126L125 162H124V164H122L123 162H120V163L123 165V167H122V169L119 168L120 172H119V173L117 172V174H115V175H118V177L115 176L116 179H113L114 181H109V179H108V182H105V181L107 180V177H104L103 179H104V182H105V183L102 182V183H103L102 185H100V184H101V183H100V184H99L100 187L96 186V187H97V189H95L96 191L107 193V192H109V191H114V190L117 189V188H119V189H120V188H121V189L124 188V189H125V187L122 186V184H123L124 181L126 180V176H127V178H128V175H129L128 173H129V172H133V173H130V174L135 176L134 178H128V180H129L128 184L130 185V187H139V186L141 185V183H142L141 180H142V179L140 180V177H141L140 174H141V172H143V170H144L143 167H142V165H143L145 162L149 161L148 158L152 157L151 154H152V153H155V152H153V150L150 149V147H149V149H148V148H145V150H144V149H143V150L141 149L140 151H142V152L139 151L138 154L136 153L137 156H136V155H133V156H132V153H134ZM122 150H125V149L122 148ZM127 150H128V149H127ZM155 150H156V148H155ZM111 151H112V150H111ZM119 151H120V149H119ZM119 151H117V152H119ZM157 151H158V150H157ZM100 152H101V151H100ZM109 152H110V150H108V153H109ZM117 152H116V153H117ZM122 152H123V151H122ZM158 152H160L161 155H162V151H158ZM116 153H115V154H116ZM119 153H120V152H119ZM123 153H124V152H123ZM125 153H126V152H125ZM125 153H124V154H125ZM127 153H126V154H127ZM160 153H158V154H160ZM99 154H100V153H99ZM105 154H106V153H105ZM117 154H118V153H117ZM158 154H157V155H158ZM101 155H102V154H101ZM109 155H112V154L109 153ZM154 155H156V154H154ZM102 156H103V155H102ZM107 156H108V154H107ZM117 156H118V155H117ZM119 156H120V155H119ZM121 156H123V155H121ZM121 156H120V157H121ZM130 156H132L131 160L129 159ZM99 157H100V155H99ZM114 157H116V156H114ZM124 157H125V156H124ZM153 157L155 158V157H157V156H153ZM165 157H166V156H165ZM105 158L108 159V158H110V157H108V158L105 157ZM111 158H113V156H112ZM121 158H122V157H121ZM154 158H152V160H153ZM160 158H161V157H160ZM163 158H164V156H163ZM172 158H173V157H172ZM187 158H188V157H187ZM101 159H102V157H101L100 159H97V160H98L97 162H99ZM106 159H104V160H106ZM161 159H162V158H161ZM170 159H171V158H170ZM170 159H169V160H170ZM173 159H174V158H173ZM181 159H182V157H181ZM104 160H103V163H104ZM110 160H111V159H110ZM110 160H109V161H110ZM122 160H123V159H122ZM152 160H151V162H152ZM184 160H185V158H184ZM199 160H200V159H199ZM199 160H198V161H199ZM101 161H102V160H101ZM106 161H107V160H106ZM127 161H129L128 165H127ZM153 161H154V160H153ZM172 161H173L172 163H174L175 160H172ZM176 161H177V160H176ZM179 161H180V160H178V162H179ZM185 161H186V160H185ZM185 161H182V162L180 161V162H181V164H185V163H186ZM193 161H194V160H193ZM202 161H203V160H202ZM202 161H201V162H202ZM156 162H157V161H156ZM161 162H163V161L161 160ZM161 162H160V163H161ZM165 162H166V161H165ZM195 162H197V161H195ZM206 162H207V161H206ZM206 162H205V163H206ZM107 163L109 164L108 161H107ZM160 163L158 162V165H159ZM176 163H177V162H176ZM99 164H100V163H99ZM101 164H102V162H101ZM105 164H106V163H105ZM105 164H104V165H105ZM121 164H120V165H121ZM151 164H153V163H151ZM155 164H156V163H155ZM155 164H154V165H155ZM161 164H162V163H161ZM161 164H160V165H161ZM163 164H164V163H163ZM163 164H162V165H163ZM188 164H189V163H188ZM188 164H187V165H188ZM192 164H193V163H192ZM194 164H196V163H194ZM201 164H202V163H201ZM122 165H121V166H122ZM162 165H161V166H162ZM174 165H175V163H174ZM199 165H200V164H199ZM204 165H205V164H204ZM208 165H209V163H208ZM106 166H107V165H106ZM106 166H102V167H106ZM156 166H157V165H156ZM156 166H155V167H156ZM163 166H164V165H163ZM211 166H212V165H211ZM138 167H139V168H138ZM141 167H142V169H143L142 171H141ZM150 167H151V166H150ZM157 167H158V166H157ZM157 167H156V168H157ZM175 167H176V165L174 166V168H175ZM204 167H205V166H204ZM144 168H145V167H144ZM146 168H147V167H146ZM146 168H145V170H146ZM153 168H154V167H152V169H153ZM158 168H159V167H158ZM179 168H180V167H179ZM181 168L183 169V167H181ZM187 168H188V167H187ZM152 169H149V170H152ZM211 169H212V168H211ZM211 169H210V170H211ZM149 170H147V171H149ZM175 170H176V169H175ZM178 170H179V169H178ZM180 170H181V169H180ZM203 170H204V169H203ZM207 170H208V169H207ZM207 170H206V171H207ZM97 171H99V170H97ZM116 171H118V170H116ZM185 171H186V170H185ZM187 171H188V170H187ZM193 171H194V169H193ZM193 171H192V172H193ZM196 171H197V170H196ZM196 171H195V172H196ZM99 172H101V171H99ZM183 172H184V171H183ZM208 172H209V171H208ZM221 172H222V171H221ZM179 173H180V172H179ZM200 173H201V172H200ZM202 173H203V172H202ZM202 173H201V174H202ZM219 173H220V172H219ZM97 174H98V172H97ZM101 174H102V172H101ZM101 174H100V175H101ZM145 174H147V173H145ZM145 174H144V175H145ZM150 174H151V173H150ZM182 174H183V173H182ZM193 174H194V173H193ZM201 174H200V175L198 174V175H199L198 177H200V180L202 179V177H204V173L202 174L203 176H202ZM226 174H227V173H225V171L223 170V176L226 175ZM144 175H142V176H144ZM185 175H186V174H185ZM190 175H191V174H190ZM194 175H195V174H194ZM219 175H220V174H219ZM221 175H222V174H221ZM221 175H220V176H221ZM148 176H149V174H148ZM183 176H184V175H183ZM187 176H188V175H187ZM191 176H192V175H191ZM195 176H196V175H195ZM201 176H202V177H201ZM210 176H211V175H210ZM228 176H229V175H228ZM101 177H103V176H101ZM101 177H100V178H101ZM179 177H180V176H179ZM196 177H197V176H196ZM212 177H213V176H212ZM221 177H222V176H221ZM77 178H78V177H77ZM105 178H106V179H105ZM109 178H110V177H109ZM122 178H123V181H122ZM142 178H143V177H142ZM144 178H145V177H144ZM148 178H149V177H148ZM148 178H146V179H148ZM194 178H195V177H194ZM213 178H214V177H213ZM219 178H220V177H217V178H215V180H211V179L209 180V178H208V180H207V178H206L205 180L202 179L201 181L199 180V178H197V179L195 178L196 180H199L200 182H202V183H200V185L203 184V181H204V182L206 181V182H205L206 184L204 183V184H205L204 187L200 188V189H202V190H201V191H198L197 194L200 193V194H202V195L204 196V194L207 193V196H206L205 200L200 201V204H199L198 206H194V207L192 208L193 211L195 210L196 212H198V211H199L198 208H199L200 206H202V207L205 208L207 211H209V212H206V213H208V214H209V213H212V212L214 213V212L216 211L215 209H213L214 206L217 205V207H219V205H221L222 203H224V201L227 202V201H228V198L231 200L230 192H231V189H232V188H230V186H229V185H230V179H227V180H224V181L220 179L221 182H219L220 180H219V181H216V179H219ZM224 178L226 179V178H227V175L224 176ZM154 179H155V178H154ZM182 179H183V177H182ZM188 179H189V178H188ZM190 179H191V177H190ZM222 179H223V177H222ZM89 180H90V178H89ZM93 180H95V179H92V180H91L92 183H94ZM101 180H102V179H101ZM143 180H144V179H143ZM151 180H152V178H151ZM180 180H181V179H180ZM193 180H194V179H193ZM196 180H195V181H196ZM152 181H153V180H152ZM178 181H179V180H178ZM178 181H177V183L179 184L180 182H178ZM181 181H182V180H181ZM191 181H192V179H191ZM195 181H194V182H195ZM199 181H198V182H199ZM79 182H80V180H79ZM91 182L88 183V184H91ZM99 182H100V181H99ZM125 182H126V181H125ZM164 182H165V181H164ZM189 182H190V181H189ZM218 182H219V183H218ZM187 183H188V182H187ZM190 183H191V182H190ZM80 184H81V183H80ZM86 184H87V183H86ZM86 184H84L85 187H87ZM178 184H176V185H178ZM259 184H260V183H259ZM262 184H264V183H262ZM92 185H93V184H91V185H89V186H92ZM95 185H98L97 182L95 183ZM95 185H94V186H95ZM124 185L126 186V183H125ZM155 185H156V184H155ZM155 185H154V186H155ZM193 185H194V184H193ZM219 185L221 186V188H219V187H220ZM82 186H83V185H82ZM82 186H81V187H82ZM154 186H153V187H154ZM170 186H171V185H170ZM180 186H181V185H180ZM201 186H202V185H201ZM96 187H93V189L96 188ZM130 187H128V188H130ZM148 187H149V186H148ZM173 187H174V185H173ZM175 187H176V186H175ZM87 188H88V187H87ZM87 188H86V189H87ZM145 188H147V186H145ZM160 188H161V187H160ZM170 188H171V187H170ZM184 188H185V187H184ZM256 188H257V187H256ZM258 188H259V187H258ZM86 189H85V190H86ZM89 189H90V187H89ZM130 189H132V188H130ZM134 189H135V188H134ZM158 189H159V188H158ZM163 189H164V188H163ZM175 189H176V188H175ZM253 189H254V191H257L255 188H253ZM261 189L264 190L263 188H261ZM261 189H260V190H261ZM197 190H199V189H196V191H197ZM130 191H131V190H130ZM130 191H129V192H130ZM133 191H134V190H133ZM138 191H140V190H138ZM155 191H156V190H155ZM196 191H195V192H196ZM135 192H136V190H135ZM135 192H134V193H135ZM169 192H170V191H169ZM191 192H192V191H191ZM195 192L193 191L192 193H194V194H192V195H195ZM258 192H259V191H258ZM260 192H261V191H260ZM260 192H259V193H260ZM86 193H87V192H86ZM92 193H93V192H92ZM110 193H111V192H110ZM253 193H254V192H253ZM253 193H252V196L255 195V194L253 195ZM255 193H256V195H259L257 192H255ZM90 194H91V193H90ZM112 194H113V193H112ZM121 194H122V193H121ZM190 194H191V193H190ZM190 194H189V195H190ZM261 194H262V196H263L264 191H263V193H261ZM261 194H260V197H261ZM123 195H125V194H123ZM123 195H121V196L118 195V196H119V197H122ZM126 195H127V194H126ZM129 195H130V194H129ZM228 195H229V197H228ZM90 196H91V195H90ZM112 196H114V195H112ZM101 197H103V196H101ZM123 197H125V196H123ZM126 197H127V196H126ZM190 197H193V196H190ZM190 197H189V198H190ZM97 198H98V197H97ZM99 198H100V197H99ZM110 198H111V197H110ZM189 198H188V199H189ZM114 199H115V198H114ZM250 199H251V198H250ZM100 200H103V199H100ZM191 200H192V199L190 198L189 201H191ZM189 201H187L185 204H188ZM247 201H248V200H247ZM257 201L259 202V200H257ZM257 201H256V202H257ZM262 201H263V202H261V203H264V198H262ZM220 202H221V203H220ZM236 202H237V201H236ZM236 202L234 201V203H236ZM245 202H246V200H245ZM249 202H250V201H249ZM251 202H252V201H251ZM251 202H250V203H251ZM253 202H254V201H253ZM253 202H252V204L254 205ZM258 202H257V204H258ZM227 203H228V202H227ZM237 203H238V202H237ZM218 204H219V205H218ZM259 204H260V203H259ZM248 205H250V204H248ZM255 205H256V203H255ZM260 205H261V204H260ZM260 205H259V206H260ZM244 206H245V205H244ZM244 206H243V208H244ZM246 206H247V205H246ZM257 206H258V205H257ZM259 206H258V208H259ZM263 206H264V204H263ZM238 207H241L240 209H243V208H242V205H239ZM238 207H237L236 204H234L233 206H231V207H230V210H229L228 207H226V208L229 210V214L227 213V214H228L227 217H228V221H229L228 224H230V226H232V224H233L234 216H236V212H237L236 210H238ZM214 208H216V207H214ZM246 208H247V207H246ZM248 208H249V206H248ZM248 208H247V210H248ZM263 208H264V207H263ZM185 209H186V205L183 207V209H182V207H181V210H180V211L182 212V213L180 212L181 215H183V216H182V219H183L182 221H183V222L181 223V221H180V223H181L180 225H182V228H183L184 230H186V231H188V232H191V231H192V229H191V227H192V223L190 222L191 220L189 219V215H188L187 213H185ZM216 209H217V208H216ZM227 209H226V211H227ZM182 210H183V211H182ZM212 210H215V211H212ZM217 210H218V209H217ZM256 210H257V209H256ZM260 210H261V208L259 209L258 212H259V215L262 216L263 213L260 214V212H261ZM218 211H219V210H218ZM252 211H253V210L251 209V213H252ZM254 211H255V210H254ZM262 211H263V210H262ZM216 212H217V211H216ZM258 212H255V213H258ZM213 213H212V215H211V218H210V215H209V218H210V219H213V218H212L213 215H214ZM218 213H219V212H218ZM245 213H246V212H245ZM192 214H193V212H192ZM215 214H216V213H215ZM243 214H244V213H243ZM246 214H247V213H246ZM216 215H217V214H216ZM218 215H219V214H218ZM218 215H217V216H218ZM220 215H221V214H220ZM225 215H226V214H225ZM225 215H224V216H225ZM259 215H257V216H259ZM249 216H250V214H249ZM260 216H259V218H260ZM180 217H181V216H180ZM219 217H220V216H219ZM219 217H218V218H219ZM221 217H222V215H221ZM225 217H226V216H225ZM245 217H247V216L245 215ZM262 217H263V216H262ZM124 218H125V217H124ZM218 218H217V219H218ZM235 218H236V217H235ZM251 218H253V217H251ZM254 218H255V217H254ZM257 218H258V217H256L255 219L257 220ZM259 218H258V219H259ZM263 218H264V217H263ZM131 219H133V218H131ZM214 219H216V216L214 217ZM219 219H220V218H219ZM240 219H242V218H240ZM179 220H180V218H179ZM220 220H221V219H220ZM220 220H218V221H220ZM243 220H244V219H243ZM243 220H242V221H243ZM262 220H263V219H262ZM133 221H134V220H132V222H133ZM218 221L216 220V222H218ZM249 221H250V220H249ZM251 221H252V219H251ZM253 221H254V220H253ZM258 221H259V220H258ZM260 221H261V220H260ZM128 222H130V220L127 221V223H128ZM216 222H215V223L213 222V224L216 225V224L219 223V222H218V223H216ZM220 223H221V222H220ZM240 223H241V220H240ZM255 223H256V222H255ZM255 223H254V224H255ZM258 223H259V222H258ZM128 224H129V223H128ZM176 224H177V223H176ZM241 224H242V223H241ZM241 224H240V228H241ZM259 224H260V223H259ZM259 224H258V225H259ZM177 225H178V227H177ZM177 225H176L175 227L179 228V227H180L179 224H177ZM218 225H221V224H218ZM212 226H214V225H212ZM216 226H217V225H216ZM230 226H228V227H230ZM246 226H247V225H246ZM251 226H252V223H251ZM260 226H262V224H261ZM217 227H218V226H217ZM217 227L214 226V228L212 227V229L214 230V229H216ZM247 227H248V226H247ZM252 227H254V225H253ZM180 228H181V227H180ZM219 228H220V227H219ZM221 228H222V227H221ZM221 228H220V229H221ZM183 229H182V230H183ZM217 229H218V228H217ZM249 229H250V228H249ZM252 229H253V228H252ZM252 229H251V230H252ZM179 230H180V229H179ZM190 230H191V231H190ZM210 230H211V229H210ZM210 230L208 229V232H206V236L204 235L205 238H206L205 240H207V242L212 238L211 236H212L213 231L209 232ZM216 231L218 232L219 229H218V230H215L214 232L216 233ZM183 232H184V231H183ZM183 232H181V235H182ZM185 233H186V232H185ZM192 233H193V231H192ZM192 233H189V234H190V235H193ZM215 233H213V236H214ZM186 234H188V233H186ZM177 235H179V234H177ZM239 235H240V234H239ZM179 236H180V235H179ZM207 236H208V237H207ZM210 237H211V238H210ZM215 237H216V236H215ZM250 237H251V236H250ZM207 238H208V239H207ZM209 238H210V239H209ZM251 238H252V237H251ZM191 239H192V238H191ZM212 239H213V238H212ZM214 239H215V238H214ZM245 239H246V238H245ZM252 239H253V238H252ZM243 240H244V239H243ZM243 240H242V241H243ZM247 240H248V239H247ZM247 240H246V241H247ZM249 240H250V238H249ZM253 240H254V239H253ZM210 241H211V240H210ZM212 241H213V242H211V243L215 244V241H214V240H212ZM222 241H223V240H222ZM224 241H225V240H224ZM244 241H245V240H244ZM250 241H251V240H250ZM250 241H248L249 244L251 243ZM207 242H206V244H207ZM255 242H257V241L255 240ZM258 242H259V241H258ZM220 243H221V242H220ZM224 243H225V242H224ZM224 243H221V247H220V248H222V246H223L222 244H224ZM243 243H244V242H243ZM252 243L254 244L253 241H252ZM260 243H262V242H259L258 245H259ZM263 243H264V242H263ZM263 243H262V244H263ZM213 244H212V245H213ZM255 244H256V243H255ZM262 244H261V245H262ZM163 245H165V244H163ZM207 245H209V244H207ZM207 245H206V246H207ZM246 245H247V244H246ZM248 246H249V245H248ZM248 246H247V247H248ZM253 246H256V245H253ZM253 246L251 245V247H253ZM263 246H264V245H263ZM161 247H162V246H161ZM165 247L168 249L169 246H168V247L165 246ZM165 247H164V248H165ZM230 247H231V246H230ZM247 247H246V248H247ZM261 247H262V246H261ZM162 248H163V247H162ZM162 248H161V249H162ZM164 248H163V249H164ZM171 248H172V247H171ZM171 248H170V249H171ZM208 248H210V245L207 247V249H208ZM211 248H212V246H211ZM258 248H259V247H258ZM263 248H264V247H263ZM158 249H159V248H158ZM167 249H166V252H167ZM218 249H219V248H218ZM236 249H238V248H236ZM236 249H233V248H232V250H235L234 253H236ZM251 249H252V248H251ZM159 250H160V249H159ZM159 250H158V251H159ZM172 250H173V248H172ZM176 250H177V249H176ZM219 250H221V249H219ZM228 250L231 251L229 248H228ZM240 250H243V249H240ZM245 250H247V249H245ZM255 250H256V249H255ZM259 250L261 251V248H260ZM160 251H161V250H160ZM177 251H178V250H177ZM237 251H239V249H238ZM262 251H263V249H262ZM155 252H157V251H155ZM164 252H165V250H164ZM166 252H165V253H166ZM170 252H171V250H170L168 253H170ZM239 252H240V251H239ZM243 252H244V250L242 251V255L239 256V259L237 258L238 261H235V262H238V264H253V263H255V262H253V260H252V257H251L252 255L250 256V255L248 254L249 257H251V258H248V256L246 255V254L248 253V251H247V253L245 252L246 254L243 253ZM257 252H258V253L260 254V256H261V253H262V252H259V251H257ZM172 253H173V252H172ZM180 253H181V252H180ZM237 253H238V252H237ZM237 253H236V254H237ZM254 253H256V252H254ZM254 253H253V254H254ZM127 254H128V253H127ZM177 254H178V253H177ZM214 254H215V253H214ZM238 254H239V253H238ZM238 254H237V255H238ZM240 254H241V252H240ZM130 255H131V254H130ZM180 255H181V254H180ZM182 255H183V254H182ZM254 255H255V254H254ZM232 256H234V255H232ZM258 256H259V255H258ZM256 257H257V253H256ZM256 257H255V258H256ZM235 258H236V257H234V259H235ZM255 258H254V259H255ZM234 259H233V263H235V262H234ZM230 260H231V259H230ZM256 260H258V258H257ZM259 260H260V259H259ZM259 260H258V261H259ZM221 261H222V260H221ZM258 261H257V264L259 263ZM260 261H261V260H260ZM223 262H224V261H222V263H223ZM231 262H232V261H230V262H228V263H231ZM185 264H186V263H185ZM220 264H221V262H220ZM224 264H226V263H224ZM231 264H232V263H231ZM236 264H237V263H236ZM260 264H263V263H260Z\"/></svg>",
	"mask_w": 264,
	"mask_h": 264
}]
</instances>
